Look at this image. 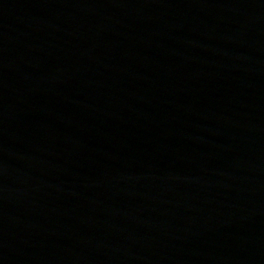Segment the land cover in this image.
<instances>
[{"label":"water","instance_id":"1","mask_svg":"<svg viewBox=\"0 0 264 264\" xmlns=\"http://www.w3.org/2000/svg\"><path fill=\"white\" fill-rule=\"evenodd\" d=\"M0 264H264V0H0Z\"/></svg>","mask_w":264,"mask_h":264}]
</instances>
